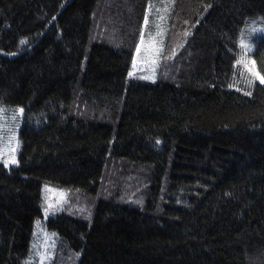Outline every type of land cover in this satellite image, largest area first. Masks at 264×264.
Returning <instances> with one entry per match:
<instances>
[{
  "label": "trees",
  "instance_id": "16d2710c",
  "mask_svg": "<svg viewBox=\"0 0 264 264\" xmlns=\"http://www.w3.org/2000/svg\"><path fill=\"white\" fill-rule=\"evenodd\" d=\"M105 1L0 0V118L22 109L16 166L0 162V264L30 256L45 186L93 208L45 222L75 264H264V83L236 88L234 67L264 0ZM149 8L162 56L177 36L191 56L131 80ZM97 19L119 47L93 39ZM113 162L142 172L143 207L97 201Z\"/></svg>",
  "mask_w": 264,
  "mask_h": 264
},
{
  "label": "rangeland",
  "instance_id": "374dc122",
  "mask_svg": "<svg viewBox=\"0 0 264 264\" xmlns=\"http://www.w3.org/2000/svg\"><path fill=\"white\" fill-rule=\"evenodd\" d=\"M122 1L118 0L117 4H121ZM105 4L106 1L103 0V5ZM124 5L128 6V2H125L122 8L121 5L119 6L122 17L118 14V16H115L116 19L123 18L122 14L126 11L123 8ZM114 22L116 21L111 20L109 23V33L108 31L105 32L107 29L106 25L100 19H97L93 28V39L98 42L102 41L103 44L110 45L114 48L119 47L121 44H116L115 40L117 38H115V35L112 37L115 29H112L113 26L111 23ZM260 25L256 21H248L239 39V51L234 67L235 80L237 81L236 88L241 90H247L256 83L261 84V77L257 74L251 58L254 37L264 35V32L256 31L257 29H264ZM104 26L105 31L103 29ZM170 39H172L171 36ZM178 39L181 41H178ZM174 40L175 38L170 43ZM184 42H186L185 38L177 36V45L171 46L167 57L162 56L164 42L161 39L159 30L158 13L155 14L151 11V8L147 9L142 23L140 38L133 53L130 79L151 82L155 79V76L157 77L159 72L157 70L159 68H162L164 65H168L167 68H169L177 60L178 62L181 61L179 66L182 69V63L187 64V61L189 63V57L191 56L189 53L185 54ZM242 43L246 47L242 46ZM167 73L166 70L165 75ZM21 116L22 111L19 110L17 113L10 115V118L8 116V119L0 118V162L7 168L16 166V153L20 150L18 130L20 129L21 122L18 120ZM16 122L15 129H13V125ZM132 168L134 169L132 166L128 168L125 165L115 164L114 162L109 164L107 172L105 173L106 178L102 187L103 192L101 191L97 201L103 195L102 198L104 199L115 200L114 202L117 206L132 205L137 208L143 207L145 199L144 191L147 188V181L139 176L142 172L133 170ZM114 170L116 173H113ZM113 196L115 197L110 198ZM41 211L42 219L35 223L31 253L24 264H75L77 260L76 255L59 248L56 237L45 229V222L47 219L53 217L54 214L58 213L78 217L81 221L85 220L87 222L93 214L92 206L90 207L89 202H84L81 197L72 194V192L45 186L43 188Z\"/></svg>",
  "mask_w": 264,
  "mask_h": 264
},
{
  "label": "snow or ice",
  "instance_id": "6c2138e0",
  "mask_svg": "<svg viewBox=\"0 0 264 264\" xmlns=\"http://www.w3.org/2000/svg\"><path fill=\"white\" fill-rule=\"evenodd\" d=\"M256 31L264 32V29H257ZM242 46H245V45H243V43H242ZM245 47H246V46H245ZM260 82H261V83H264V77H261V78H260ZM20 111H22V109H21Z\"/></svg>",
  "mask_w": 264,
  "mask_h": 264
},
{
  "label": "water",
  "instance_id": "95a60500",
  "mask_svg": "<svg viewBox=\"0 0 264 264\" xmlns=\"http://www.w3.org/2000/svg\"><path fill=\"white\" fill-rule=\"evenodd\" d=\"M24 52H25V51H23V52H19L18 55H21V54L24 53Z\"/></svg>",
  "mask_w": 264,
  "mask_h": 264
}]
</instances>
